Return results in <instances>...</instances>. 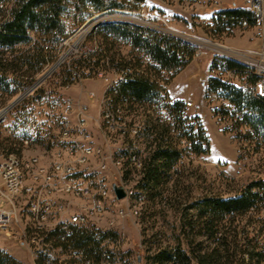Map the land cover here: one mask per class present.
<instances>
[{
  "label": "rangeland",
  "instance_id": "rangeland-1",
  "mask_svg": "<svg viewBox=\"0 0 264 264\" xmlns=\"http://www.w3.org/2000/svg\"><path fill=\"white\" fill-rule=\"evenodd\" d=\"M132 3L136 5V9L97 13L74 29L54 52L52 51L54 60L31 78L19 77L27 82L25 88L9 97L0 90V96L5 99L0 110L7 106L9 108L0 116V159L11 152L21 160L35 156L40 163L47 166H50L52 161L54 163L58 147L66 143L60 134L62 107L66 99L71 100L73 110H82L84 113L82 118L92 137V146L99 148L102 155L107 156V196H111L110 186L113 184L133 191L131 198V195H128L127 199H110L112 203L102 214L91 212L84 200L63 194L71 202V207L78 208L91 219L84 228L115 234L114 240L104 238L101 241V247L109 252L113 264H154L153 257L160 252L169 254L171 258V261L163 264H193L192 259L186 262L183 257H190L189 249L199 254L220 244L214 238L194 236V233L189 234L187 242L181 224L183 217L191 210L185 212V208L203 196H233L242 186L256 178L264 177V140L249 135V127L239 126V114L235 106L223 97L224 92L221 90L211 91L209 82L211 78H216L248 92L249 87L244 76L229 71L222 57L229 56L226 58L243 64L241 60L264 74V46L256 27L235 29L236 34L234 30L221 31L216 22L219 10L212 9L215 7V0H143L140 3ZM259 11L264 15L262 6ZM122 23L177 37L190 47L207 41L206 44L218 51L215 55L206 51L184 63L186 68L170 82L171 72L158 69L157 64L139 48L131 47L123 39H116L113 44L104 45L99 42V36L91 35L93 30L101 26ZM65 24L66 30L69 29L70 20H66ZM255 31L258 37L255 36ZM30 35L33 37L34 33L30 32ZM256 38L258 44L254 45ZM98 45L105 47L112 57L150 69L148 75L158 85V102L152 106H134L135 111L127 118V121L130 120L134 124L133 127L139 130L136 139L125 141L119 135H110L105 129L106 123L101 116L102 101L105 88L113 81L115 72L101 69L94 73L84 65V60H88L90 53ZM20 47L27 48L26 44H20ZM61 58V64L50 75L42 76ZM69 69H76L83 75L80 79L70 81ZM31 87L34 89L27 92L15 105H10L19 94ZM11 88L12 86H9L8 89ZM167 88L172 99H186L183 103L192 101L190 107H186L184 103L182 117L197 115L200 118L209 140L207 154H195L190 151L187 142L180 138L175 119L165 110L166 104L174 102L169 98ZM154 125H170L168 135L173 147L180 151V158L166 173L168 180L160 185V193L155 192V196L139 187L142 179L140 167L130 165L127 167L128 175L124 177L122 163L118 165L113 161L123 148L129 153L136 151L143 163L155 147L152 130ZM25 139L28 140L27 144ZM121 161L123 162L124 158ZM97 162L95 157L91 160V165L96 166ZM23 198L17 197V208L24 201ZM233 216V226H236L238 232V245L246 247L244 243L247 237L252 241L255 239L257 247L264 249V207L251 208L243 214ZM17 218L21 230L17 235L23 238L24 228L30 221L26 216ZM45 225H54V220L49 223L47 221ZM242 230L245 233L242 234ZM0 251L18 264L38 262L33 247L9 241L2 234ZM56 257L57 264L73 262L69 257V249H58ZM243 257L247 260L246 251ZM99 264L105 262L101 261Z\"/></svg>",
  "mask_w": 264,
  "mask_h": 264
},
{
  "label": "trees",
  "instance_id": "trees-1",
  "mask_svg": "<svg viewBox=\"0 0 264 264\" xmlns=\"http://www.w3.org/2000/svg\"><path fill=\"white\" fill-rule=\"evenodd\" d=\"M142 1L0 0V4H9L6 8H0V90L9 97L25 88L27 82L19 77L31 78L47 63L54 60L55 55H51L52 51L54 52L74 29L90 17L105 11L134 10L136 5L132 2ZM242 19H247L250 27L253 26V15L246 9H222L218 12L216 22L221 31L229 32L232 31L230 28L233 23H239ZM66 20L71 22L67 30ZM30 32L34 33V40ZM92 34L99 36V42L104 45H111L116 39H123L131 47L139 48L152 62L157 64L158 69L170 71L171 80L184 68V59L190 57L193 51L188 44L177 37L128 23L107 24L93 30ZM20 44H26L27 48H21ZM45 45L49 46L48 50L44 48ZM222 59L229 71L244 76L249 91L236 89L216 78L210 79L211 91L224 92L223 97L235 106L239 114V126L249 127L251 129L249 135L264 140V97L255 91L258 76L244 63H236L234 60L223 57ZM84 65L94 73L101 69H116L124 74L122 81L106 91V96L110 98L112 111L123 110L122 120L127 119L135 111L134 106H152L160 98L157 83L148 75L150 69L143 68L141 64L112 57L101 45L94 48L88 60H84ZM82 75L76 69L68 71L70 81L80 79ZM9 86L12 88L8 89ZM4 101V97L0 96V106ZM183 106L184 103L181 100H174L172 104L165 105V110L175 119L180 138L187 142L190 151L198 155L207 154L209 140L202 121L197 115L183 118L181 113ZM188 121L192 123L187 124ZM133 125L130 120L125 122L123 140L136 139L139 136V130L136 134H131ZM152 130L155 147L143 163L136 151L129 153L123 148L116 157L124 158L123 176L127 177L129 171L127 167L136 166L129 154L135 155L142 169L139 187L155 196V192L160 193V185L168 180L166 173L180 158V151L173 147L168 135L170 125H154ZM258 207H264V177L256 178L242 186L233 196L224 197L216 194L203 196L192 202L185 208V212L191 211L183 217L181 224V230L187 242H189V234L194 233V236L214 238L220 245L199 254L189 249L190 257L183 256L186 262L192 259L193 264H264V249L257 247L255 239L252 241L247 237L244 243L246 247L239 246L236 237L238 232L236 226H233L234 214H243L251 208ZM241 232L245 233L244 230ZM113 237L115 234L110 231L96 232L75 226H72L69 233L65 235L60 226H55L53 231L47 235L46 240L53 243V248L69 249V257L73 259L72 263L99 264L104 261L105 264H113L109 252L101 247V241L104 238L114 240ZM73 251L79 252L81 258L75 259L72 256ZM244 251H246L247 260L243 257ZM37 258V264H47L46 257L38 255ZM169 261H171L170 255L164 252L157 253L153 257L154 264ZM0 264L18 263L0 251ZM53 264H57V257Z\"/></svg>",
  "mask_w": 264,
  "mask_h": 264
},
{
  "label": "built area",
  "instance_id": "built-area-1",
  "mask_svg": "<svg viewBox=\"0 0 264 264\" xmlns=\"http://www.w3.org/2000/svg\"><path fill=\"white\" fill-rule=\"evenodd\" d=\"M260 6L264 8V0H250L247 10L253 15V26L258 29L261 43L264 46V15L259 11ZM247 27H250L248 20L242 19L239 23H233L230 29L233 31ZM32 40H34L33 37ZM206 43L208 42L202 41L201 44L191 47L192 55L185 58L183 62H189L206 51L217 54L215 52L218 50L206 46ZM44 48L48 50L49 46L45 45ZM226 57L229 56H224ZM249 68L259 78L255 85L256 93L264 97V74L250 65ZM111 71L115 72V77L107 84L104 99H110L106 96V91L124 78L122 72L116 69H111ZM185 106H192V101L188 100ZM83 114L82 110L76 112L73 110L71 100H65L61 116H66V124H60V134L66 143L58 147V158L56 163L49 168V172L41 171V163L35 156H32V160L22 158V161H15V165H8L2 157L0 159V234L14 243L33 247L34 255L46 257L47 264H53L58 250V248H53L50 240H46L47 235L53 231L55 226H60L67 235L72 226L85 227L91 221L83 211L71 207V202L63 194L84 200L91 208V212L97 214L106 212L112 203L110 199L118 201L114 196L112 186H110L111 196H104V189H109L106 183L107 156L102 155L99 148L92 146V137L85 127ZM101 116L103 122L106 123V131L110 135L122 137L127 119L122 120L121 115H117L116 111L113 112L111 108L110 111L101 110ZM132 131H137V129L132 127ZM95 157L98 162L96 166H92L91 160ZM121 159L114 157L113 161L120 165ZM131 161L134 165L140 166L139 159L135 155H131ZM125 191L124 199H127L132 191L127 189ZM18 196H23L24 201L17 208L15 201H19ZM18 216L22 218L26 216L30 221L24 228L23 238L17 235L21 232ZM41 218H48V223L54 220V225H41ZM72 256L75 259L81 258L77 251H73Z\"/></svg>",
  "mask_w": 264,
  "mask_h": 264
},
{
  "label": "bare ground",
  "instance_id": "bare-ground-1",
  "mask_svg": "<svg viewBox=\"0 0 264 264\" xmlns=\"http://www.w3.org/2000/svg\"><path fill=\"white\" fill-rule=\"evenodd\" d=\"M9 6V4L7 3H5L4 5L3 4H1V7H8ZM9 9V8H8ZM6 10V9H5ZM206 46H209L210 47V45L209 44H205ZM214 49V48H213ZM216 50V49H215ZM61 62H62V58L61 59H59V60H57L54 64H52L44 73H43V75L42 76H48V75H50L54 70H55V68L56 67H58L60 64H61ZM240 62H242V63H244V64H246V65H248L247 63H245V62H243V61H241L240 60ZM249 66V65H248ZM41 76V77H42ZM40 79V78H39ZM32 89H34V87H31L29 90H27V91H25L24 93H21V94H19L14 100H12L11 102H10V105L12 106V105H15L17 102H18V100H20L21 98H23L24 96H25V94L27 93V92H30ZM185 103V102H184ZM186 103H188V101H186ZM102 107H103V111H110V99H104L103 101H102ZM6 110H8V109H6ZM122 111L123 110H121V109H118L117 111H116V113H117V115H121L122 114ZM3 114V112H0V116ZM60 124H66V116H61V118H60ZM137 133V131H132L131 132V134L132 135H134V134H136ZM24 142L27 144V139H25L24 140ZM58 150V149H57ZM131 155H129V157H130ZM56 160H57V158H58V151H57V153H56ZM131 158V157H130ZM2 160H4V162H8V165H15V161H22L21 160V158L19 159V157H17L15 154H13L12 155V153H10V154H8V155H6V156H4L3 158H2ZM24 160H32V156L31 157H29V158H26V159H24ZM37 160H38V157H37ZM54 163H56V161L54 162ZM122 163V162H121ZM53 165V161H52V163H51V165L50 166H47V165H45V164H42L41 163V171L42 172H49V168H51V166ZM109 195V194H108ZM128 195H132V194H128ZM104 196H107V189H104ZM48 221V218H41V225H45V223Z\"/></svg>",
  "mask_w": 264,
  "mask_h": 264
},
{
  "label": "crops",
  "instance_id": "crops-1",
  "mask_svg": "<svg viewBox=\"0 0 264 264\" xmlns=\"http://www.w3.org/2000/svg\"><path fill=\"white\" fill-rule=\"evenodd\" d=\"M248 2H249V0H215V3L213 4L214 6V8H212L213 9V11H220V10H222V9H228V10H233V9H246L247 10V8H248ZM224 3H227L226 5L224 4ZM212 11V12H213ZM174 16V15H173ZM175 16H177V15H175ZM175 27H178V26H176L175 25ZM179 28V27H178ZM249 28H255L254 26H251V27H249ZM235 31V30H234ZM233 32V31H232ZM237 32L235 31L234 32V34H236ZM234 34H232V35H234ZM255 36H257L258 37V34H257V31H255ZM258 44V38H256L255 39V41H254V45H257ZM186 68V67H185ZM185 68H183L180 72H182ZM179 72V73H180ZM178 73V74H179ZM177 74V75H178ZM176 75V76H177ZM175 76V77H176ZM174 77V78H175ZM173 78V79H174ZM173 79L170 81V82H172L173 81ZM170 82L168 83V87H169V84H170ZM167 92H168V96H169V98H171V96L169 95V91H168V88H167ZM172 99V98H171ZM172 100H179V99H172ZM184 100H186V99H184ZM184 100H182V101H184ZM83 102V101H82ZM84 104H86V103H84Z\"/></svg>",
  "mask_w": 264,
  "mask_h": 264
},
{
  "label": "water",
  "instance_id": "water-1",
  "mask_svg": "<svg viewBox=\"0 0 264 264\" xmlns=\"http://www.w3.org/2000/svg\"><path fill=\"white\" fill-rule=\"evenodd\" d=\"M6 109H9L8 106L1 109L0 112L5 113L8 111ZM112 190H113L114 196L117 200H122L126 197V191H125L123 186L113 184Z\"/></svg>",
  "mask_w": 264,
  "mask_h": 264
}]
</instances>
